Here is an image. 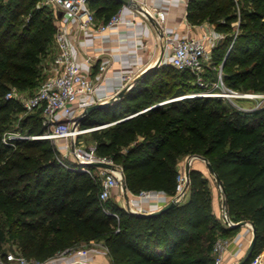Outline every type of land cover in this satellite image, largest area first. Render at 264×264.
Wrapping results in <instances>:
<instances>
[{
	"label": "trees",
	"instance_id": "obj_1",
	"mask_svg": "<svg viewBox=\"0 0 264 264\" xmlns=\"http://www.w3.org/2000/svg\"><path fill=\"white\" fill-rule=\"evenodd\" d=\"M39 1L0 0V215L20 254L45 262L81 241L102 238L112 264H214L216 240L239 228L221 225L213 214L209 180L199 170L190 169L188 195L178 205L160 215H139L116 201H101L100 180L64 164L50 141L18 140L15 147L1 143L3 131L24 113L5 94L14 87L33 95L44 80L42 60L52 53L57 28L51 11L35 8ZM108 10L98 8L97 14L108 20L116 9ZM187 19L194 25L208 21L225 35L212 50L225 86L264 91V0H190ZM210 72L214 82L218 70ZM195 80L188 70L156 67L113 105L82 115L79 123H113L92 132L95 153L121 168L133 194L151 190L173 196L178 161L205 158L219 177L225 218L256 228L250 264L264 251V107L243 111L212 96L164 102L186 95ZM206 88L197 84L194 91ZM37 112L21 120L22 129L32 135L45 131ZM4 241L0 230L3 257Z\"/></svg>",
	"mask_w": 264,
	"mask_h": 264
},
{
	"label": "built area",
	"instance_id": "obj_2",
	"mask_svg": "<svg viewBox=\"0 0 264 264\" xmlns=\"http://www.w3.org/2000/svg\"><path fill=\"white\" fill-rule=\"evenodd\" d=\"M48 5L52 7L53 16L57 18V12H62L60 23L57 26L54 35V44L56 48V54L51 61L50 73L41 82L37 90L31 96H24L21 92L14 87L5 94L6 99H12L21 104L24 113H34L40 111L42 126L45 131L42 134L32 135L27 132H21L20 130L5 132L1 137L2 144L10 147H15V143L18 140H36L43 139L50 142L65 141V146L56 144L58 151H65L68 149V140H75L76 137L84 134L87 131L78 130L74 127L79 122L84 110L93 105L91 97L94 95L100 82L105 79V71L107 70V64H103L99 67L97 73V79L85 76L73 58L72 48L69 43V26L74 25L78 31L91 30L93 23L95 22L94 12L90 10L89 4L92 0H45ZM135 14V12H133ZM148 18H154L156 22L163 27L165 22V13L159 10H151L147 15ZM121 23V10L115 13L111 18L103 24H100L97 29L104 31L106 28L116 26ZM209 37L202 36L184 37L178 38L171 34L164 33L163 35V53L167 52L168 57L158 59L155 64L157 66L170 65L177 70H188L196 78V81L200 83L204 66H207V61L210 62L211 48H208L207 39ZM208 68L210 66H207ZM134 76V75H133ZM128 75H122V81L129 78ZM127 84L123 85L125 87ZM214 87V91L209 93L206 88L204 91L195 94L194 96H212L221 97L227 100L247 98L257 101L256 106L250 110L252 111L262 108L259 104V100L264 98L263 94L256 92H239L225 86L222 79V70L219 68L217 79L211 83ZM206 87V86H205ZM121 90H119L120 92ZM118 92V93H119ZM117 93V94H118ZM192 97V96H188ZM164 103V102H162ZM161 104V103H159ZM82 112L78 117L79 112ZM144 111V110H143ZM127 116L126 118L132 117ZM113 123L103 124L96 126L89 132L101 130ZM74 142V141H73ZM62 149H61V148ZM74 166L85 173L93 174L91 167L87 166L93 162H113L106 158L100 157L95 153V146H90L88 150L83 149L75 142L72 145ZM66 153V151H65ZM115 166V165H114ZM115 170H107L97 168L100 171V185L101 190L99 198L101 201L107 200L114 189L120 188L122 190V184L124 182L123 173L120 167L115 166ZM118 167V168H117ZM97 177V176H96ZM99 178V177H97ZM187 179L185 171L182 170L178 173L176 178L175 192L173 196L166 194L143 190L138 194H133L127 190L128 205L124 208L126 211H130V206H134L133 199H155V200H172L182 201L186 196ZM130 198V199H129ZM138 212H141L140 209ZM118 218V215L115 214ZM234 223L227 221L226 226L231 227ZM230 240L228 238H218L213 246L214 264H222L224 261L225 253L228 251ZM75 260L73 264H93L94 255L87 250H77L73 252ZM5 261L11 264H30L31 260H28L23 255L6 254ZM33 262V261H32ZM250 264H259V256H255L251 259Z\"/></svg>",
	"mask_w": 264,
	"mask_h": 264
},
{
	"label": "crops",
	"instance_id": "obj_3",
	"mask_svg": "<svg viewBox=\"0 0 264 264\" xmlns=\"http://www.w3.org/2000/svg\"><path fill=\"white\" fill-rule=\"evenodd\" d=\"M189 1L131 0L130 5H122L116 0H92L90 2L89 8L95 15V22L91 27L92 29L78 31L74 25H70L68 38L72 48L73 58L85 76L98 80L97 73L99 67L107 64L105 79L101 82L100 80L98 81L96 91L91 97V100L95 102L93 105L115 98L119 90H126L142 72L153 66L162 57V54L163 58L168 57L167 52L163 53L164 33L178 38H199L207 36L209 37L207 39V45H210L211 50L215 48L217 43L225 35L216 31L214 26L208 21L197 25L191 24L187 19V6ZM102 7L109 8L107 13L116 9L113 15L121 10V23L108 27L104 31H99L97 27L100 24L106 23L111 18L105 20L104 15L97 14L98 8ZM35 8H46L53 14L52 7L45 0L37 2ZM151 10H159L165 13L163 27L154 18H148L146 16ZM29 17V15L26 16L25 20L27 21ZM53 18L57 28L60 20H58V17L55 18L53 16ZM55 54L56 48L54 44L50 63L44 67L46 77L50 73L51 61ZM122 75H128L130 77L125 82L122 81ZM125 84L127 85L122 88ZM187 163L189 164V169L199 170L209 182L211 181L210 175L214 178L220 195V203L218 202L219 195L217 196L216 188H213L209 183L212 193V211L221 225L226 227L227 221H232L225 218V200L220 184L216 181L213 174L208 171L206 163L198 156L181 158L178 161V172L185 171ZM187 195L188 192L186 191L185 198ZM169 201L149 198H143L141 200L133 199L134 206H130V210L131 213L138 212L139 209L142 213H150L160 209ZM116 202L122 208L127 207L128 201L124 196L123 190H120ZM226 238L230 240V245L228 251L225 253L222 264H236L242 258L251 241L252 228L250 223L246 222V225L239 227L238 230ZM258 256L259 264H264V251ZM73 260H75V256L72 255L71 257H64L62 260L50 264H70Z\"/></svg>",
	"mask_w": 264,
	"mask_h": 264
},
{
	"label": "rangeland",
	"instance_id": "obj_4",
	"mask_svg": "<svg viewBox=\"0 0 264 264\" xmlns=\"http://www.w3.org/2000/svg\"><path fill=\"white\" fill-rule=\"evenodd\" d=\"M231 26L233 28L232 33L233 34H237V32H238L237 23L233 22L231 24ZM209 46H208V48H210ZM210 53H211V56H212V50H211ZM50 58H51V53L46 58H44L42 60V63H41L42 64V75H43L42 79H45V77H46L44 67L47 66L50 63ZM163 66H165V65H163ZM207 66H210V67L208 68ZM207 66L206 65L204 66L205 68L202 71L203 75H202L200 83H202V85H203L202 87H205V86L207 87L209 93L213 92V94H214V91H212L213 90L212 88H214V87L211 85V83H212L211 80L213 78L211 76L215 75V74H212V72H210V70L211 71L218 70V72H219V68H221V66H217L215 68V66L213 65L212 59L210 60V62L207 61ZM157 67H160V66H157ZM197 84H198V82L195 80L193 83H191V88L187 89L186 95H183V96L181 95V96H178V97L174 96V98L173 97L169 98V99L165 100L164 102H167V101H170V100L181 99V98L188 97V96H192L193 97L195 94H197L194 91L195 90V86ZM35 89L36 88H34L33 93H34ZM260 94L264 95V91H262ZM26 95H29L28 92L24 93V96H26ZM223 100H224L223 102L225 104H227V106H229L231 108L239 109V110H250V109L254 108V106H256V104H257V101H255L253 99H247V98L229 99V100L223 98ZM259 104H260L261 107H264V98L259 100ZM80 114H82L81 111L79 112L77 117ZM34 115H39V113L36 112ZM24 116H25V113H20L19 115H17V118L14 119L11 122V124L3 131L2 135L5 132L15 131V130H20L21 132H26V129H22V126H21V120H22V118ZM74 127L77 128L80 131L83 130V131H87V132H85L84 134L76 137L75 140H72V139L68 140V142H67L68 149L65 150L66 153H65L64 150L63 151H61V150L58 151V154L60 156L59 157L60 160L62 162H64V164L69 162L68 164L69 165H73V166L75 165L74 164V159H73V149H72L73 143L75 142L77 145L81 146L85 150H88V148L90 146H94L95 141L93 139L92 132H89L88 130H90V129L96 127V126L84 127V126L80 125V123L78 122V123H76L74 125ZM56 144H59L63 148V146H65L66 142L63 141V140L62 141H57L55 143L54 142H50V145H52L56 149H59L58 146H56ZM189 157H197V156H189ZM115 166H117V165H115ZM91 172L93 173V175L99 177L98 179H100V171L97 168L91 169ZM206 172H207V170H206ZM210 178H211V181L209 183H210V185L213 188H216L217 196H218L219 192H218L216 183L214 181V178L211 175H210ZM115 190H117V191H115ZM115 190H113V192L110 194V196L105 201H116V198L118 197L119 192H120L121 189L120 188H116ZM218 199H219L218 202L220 203V195L218 196ZM0 230H2L4 232V235H5V241H4V245H3L5 256H6V254L21 255L19 250L17 249V246H16V243H15L14 239L10 238L9 235H8V225L6 224L5 217L2 216V215H0ZM77 250H87V251L92 252V254L94 255L93 264H112L111 257H110V255L108 253V250H107L102 238H95V239L88 240V241H81L80 243L77 244V246L74 249H71V250H68V251H59V252H57L54 255L53 258H51V259H49V260H47L45 262H38L37 260H34V259H28V260H31V261H29V262H31L30 264H50V263L62 260L64 257H71L73 255V252H75ZM97 256H98V258H97ZM0 264H11V263L6 262L5 261V257L0 255ZM70 264H72V263H70Z\"/></svg>",
	"mask_w": 264,
	"mask_h": 264
},
{
	"label": "water",
	"instance_id": "obj_5",
	"mask_svg": "<svg viewBox=\"0 0 264 264\" xmlns=\"http://www.w3.org/2000/svg\"><path fill=\"white\" fill-rule=\"evenodd\" d=\"M116 1H118L122 5H130V3H131V0H116ZM61 16H62V12H60V11L57 12V17L59 19L61 18ZM156 67H157V64H154L153 66L147 68L144 72H142V74L139 77L144 76L145 74H147L149 71H151L152 69H154ZM125 91H126L125 89L121 90L115 96V98H113V99H111L109 101L88 106L84 110L83 115H88V114H90L92 111H94L96 109H101V108H104V107H108V106L113 105L124 94ZM202 160L206 163V166L208 168V171L211 174H213V176L215 177L216 181L219 183V177L215 174L212 166L206 161L205 158H202ZM87 166H89V167H95V168H102V169H107V170H115L116 169V167L114 166V164H112V163H106V162H93V163L87 164ZM189 171H190L189 164L187 163L186 166H185V175H186V179H187V184L189 183ZM122 190L124 192V196H125L126 200H128L127 189H126V186H125V183L124 182L122 184ZM178 204H179V201H177L175 199H172L167 204H165L164 206H162L160 209H158L156 211H153V212H150V213H142V212H132V213L139 214V215L156 216V215L162 214L163 212L167 211L168 209H171L172 207H174V206H176ZM244 225H246V222L245 221H242V222H239L237 224H233L231 227L239 228V227L244 226ZM250 226L252 228V238H251V241H250V243H249V245H248L245 253L243 254L242 258L238 262H236V264H246L249 261V259L251 258L252 254H253V250H254V246H255V241H256V228H255V226L252 223H250Z\"/></svg>",
	"mask_w": 264,
	"mask_h": 264
}]
</instances>
